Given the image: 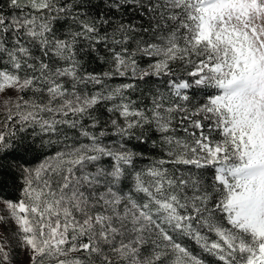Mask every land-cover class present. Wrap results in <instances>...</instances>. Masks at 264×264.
Segmentation results:
<instances>
[{
  "label": "snow or ice",
  "instance_id": "snow-or-ice-1",
  "mask_svg": "<svg viewBox=\"0 0 264 264\" xmlns=\"http://www.w3.org/2000/svg\"><path fill=\"white\" fill-rule=\"evenodd\" d=\"M0 96V264H264V0H0Z\"/></svg>",
  "mask_w": 264,
  "mask_h": 264
},
{
  "label": "trees",
  "instance_id": "trees-1",
  "mask_svg": "<svg viewBox=\"0 0 264 264\" xmlns=\"http://www.w3.org/2000/svg\"><path fill=\"white\" fill-rule=\"evenodd\" d=\"M5 11L7 12V11H10V10L5 9ZM124 19L128 20V19H134V18L129 13V15L125 16ZM136 22L139 23L138 20ZM146 59L147 58H145L144 60H140L139 61V64H140L141 68H144V67L147 66L146 65ZM87 68H88V71H92V72H96V73H102L104 71H108L109 70V65L106 64L103 61H100V60H93V61H91L88 64ZM107 83L110 86H117V85H119L121 83H140V82L133 81V80H131L129 78H126V77H114L113 79L107 81ZM140 88L141 89L143 88L142 83L140 84ZM89 89L92 90V86L91 85H89ZM24 95H25V98H27L30 95V93H25ZM130 95H131L132 99H137L138 100L140 98L141 93H140L139 90H137L135 92H130ZM99 110L101 112H103L105 116H107V113L104 110V105H101ZM27 143L28 144H33V141H32V139L30 137L27 140ZM146 147H150V143ZM34 148H35L34 152H32V151L28 152L23 157V160H18L17 162H20V163H25L26 162L27 166H34V165L38 164L44 158L45 154H49V153H51L54 150V148H46V149L41 150V148H40V138L39 137H37L35 139ZM15 154L17 156H19L20 153L17 152ZM146 155H149V154L146 152ZM144 163H147V161L145 160ZM4 180H5V186L3 188H0V196L5 197V198H18L19 197V189L22 186V182H21V180L19 178V173L12 172L8 176H5Z\"/></svg>",
  "mask_w": 264,
  "mask_h": 264
},
{
  "label": "rangeland",
  "instance_id": "rangeland-1",
  "mask_svg": "<svg viewBox=\"0 0 264 264\" xmlns=\"http://www.w3.org/2000/svg\"><path fill=\"white\" fill-rule=\"evenodd\" d=\"M15 94L13 92H8L6 96H14ZM5 97L0 96V121H2L4 117V111H3V101ZM0 210H3V205L0 204ZM4 232V227L0 226V233ZM0 239H2V235H0ZM15 255H16V261L15 264H27V256L23 252V250L17 248L15 249Z\"/></svg>",
  "mask_w": 264,
  "mask_h": 264
}]
</instances>
